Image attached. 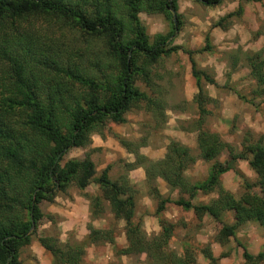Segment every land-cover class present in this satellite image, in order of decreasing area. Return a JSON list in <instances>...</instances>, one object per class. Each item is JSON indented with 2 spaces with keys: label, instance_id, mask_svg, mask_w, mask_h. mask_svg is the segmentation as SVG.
Listing matches in <instances>:
<instances>
[{
  "label": "trees",
  "instance_id": "obj_1",
  "mask_svg": "<svg viewBox=\"0 0 264 264\" xmlns=\"http://www.w3.org/2000/svg\"><path fill=\"white\" fill-rule=\"evenodd\" d=\"M194 1L205 7L221 2ZM141 11L167 17L170 31L154 35L149 42L137 17ZM240 11L239 7L213 26H220ZM179 18L176 0H0V264H19L17 250L28 245L35 232L40 216L37 205L41 201L51 203L68 186L84 190L90 183L97 185L99 193L85 196L88 220L99 218L106 205L112 220L123 221L125 246L121 255H144L150 264H192L194 260L187 250L177 255L168 249L173 231L170 223L158 219L159 232L146 237L141 219L134 217L137 191L128 181L127 172L137 166L143 168L144 184L156 202L155 215L169 202L158 195L156 177L171 190L190 197L197 190H214L216 199L206 205L192 206L180 198L171 203L183 210L191 208L197 220L205 214L217 222L213 238L221 246L234 237L239 225L247 221L264 224V132L256 138L245 134L240 151L233 153L217 134L202 129L201 107L207 102L203 83L213 84V80L195 67L191 51L183 52L197 89L192 98L198 109L194 121L195 155L170 141L163 159L150 162L137 152L143 144L131 148L130 141L115 137L117 144L133 156L132 163L122 165L124 172L116 180L108 179V166L95 179L89 157L59 166L69 149L89 146L90 136L98 135L107 122L124 123V114L139 102H145L153 116H164L158 100L134 86L140 77L142 84L151 89V68L161 57L180 50L168 40L178 31ZM42 24L68 27L78 33L83 39V65L79 60L67 61L58 46L46 44L38 30ZM206 42L204 37L205 47L200 52L205 51ZM261 56L262 51L242 53L254 80L255 96L261 95L264 88ZM222 152H226L229 161L250 156L248 166L255 173V182L243 183V192L236 198L218 184L219 175L231 168L229 161L217 162ZM197 159L209 163V175L202 184L187 185L183 172ZM253 185L263 191L261 196L251 193ZM224 212L231 214V224L222 223ZM86 230L83 240L72 244L50 237L36 240L51 255L52 264H81L86 247L113 240L109 228L96 229L87 224ZM200 254L208 264H217L208 247ZM241 258V264H264V253L252 256L245 248Z\"/></svg>",
  "mask_w": 264,
  "mask_h": 264
},
{
  "label": "crops",
  "instance_id": "obj_2",
  "mask_svg": "<svg viewBox=\"0 0 264 264\" xmlns=\"http://www.w3.org/2000/svg\"><path fill=\"white\" fill-rule=\"evenodd\" d=\"M196 7L198 12H196ZM191 9L187 18L192 22L191 26L184 28L182 34L186 33V38L182 45L186 50L194 51L203 46V35L207 33L210 46L213 47L212 53H205L203 56L197 55L192 60L200 69L205 67L212 69L213 84L203 83V90L207 98V102L201 107L204 111L207 123V129L211 133H215L227 144L231 150L241 149V140L243 136L249 133L252 138L264 132V88L261 95H253L254 80L249 76V69L244 64L241 53H254L262 51L264 58V0H221V2L213 7H205L198 5ZM241 9L240 13L226 18L220 23V26H213L219 19L228 14H233L237 8ZM183 76L182 87L179 101L173 107H167L164 115L170 116L162 124V128L157 131H151L145 142L137 150L138 154L143 156L150 162H158L163 159L165 147L170 141L179 143L189 149L195 155V128H186L183 122L189 118L191 111L192 117H197L198 109L195 103H192L193 96L197 93L195 81L190 74V65L187 60H183ZM122 139H132L129 130L120 129L117 131ZM155 134V135H154ZM264 145V140L262 142ZM88 150L101 149L107 163L113 162L117 156L123 159L126 157L125 163H132L133 156L110 137L100 138L99 135L91 137V144ZM109 148V149H108ZM87 150V149H85ZM250 156L246 155L242 159L230 160L226 152H222L217 157V162H230L231 168L218 177L219 186L230 193L233 197H237L241 190V182L246 181L252 185L255 182V173L249 168L248 161ZM92 161V160H91ZM93 162V161H92ZM209 175V163L200 159L183 172V177L187 185H195L198 179L206 180ZM128 181L137 189H141L144 182V170L137 166L127 172ZM154 185L158 195L163 199H168V203H164L163 209L154 214L156 202L148 196L145 191L135 200L134 217L139 218L141 215V229L146 237L154 236L159 232L158 219H165L173 226L170 242L182 244L189 240L198 244L215 245L213 237L217 222H214L209 216L203 215L200 219H195L190 209L183 210L179 206L173 205L171 202L177 199H187L190 205H206L210 201L216 199L217 195L214 190L206 193L197 190L193 196L187 193H179L176 189L171 190L160 178H154ZM88 186H86L87 188ZM96 187L89 189L90 193H94ZM86 192V191H85ZM141 192V191H140ZM263 191L257 185L251 186V193L261 196ZM71 205L78 207L76 218L83 217V238L87 234L86 225L89 223L88 203L83 199L81 201L75 199ZM75 210V209H74ZM73 212V209H70ZM64 211L53 206L49 209L50 214L61 215ZM72 214V213H71ZM229 212H224L222 219L230 218ZM110 218V214H107ZM65 219H70L69 215H63ZM231 221L229 219L228 223ZM91 226L96 229H105L108 222L105 218H99L90 222ZM117 234L114 236L115 243L123 248L125 246V238L122 231L123 221L118 220ZM61 224V223H60ZM239 229V234H234V239L245 245V250L249 255H256L264 246V228L255 222H245ZM240 236V237H239ZM82 238V236H81ZM242 239V241L240 240ZM94 248V247H93ZM92 247L87 250L90 253V260L94 263L100 260V254ZM264 251V248H263ZM213 258H218L216 252L211 250ZM107 253V252H106ZM179 255V254H177ZM241 256V255H240ZM195 264H207L200 253L193 255ZM229 261L217 260V264H232ZM241 259V257H240ZM242 260V259H241ZM19 264H50L51 256L43 250L37 243L32 242L27 250L18 256ZM239 263L236 262V264ZM93 264V263H92Z\"/></svg>",
  "mask_w": 264,
  "mask_h": 264
},
{
  "label": "rangeland",
  "instance_id": "obj_3",
  "mask_svg": "<svg viewBox=\"0 0 264 264\" xmlns=\"http://www.w3.org/2000/svg\"><path fill=\"white\" fill-rule=\"evenodd\" d=\"M116 1L120 2L121 0H116ZM198 5H201V4H199L198 2L194 0H176L177 13L180 16L179 26H178V31H176L173 34V36H170L168 40L171 41L172 46L180 47V50L174 53H170L166 57H161L158 60V62L151 68L150 79L153 85L151 89L146 88L142 84V82L140 81V77H137L135 81L134 87L136 90L145 93L146 95H148L149 98L153 97L154 99L158 100V102L161 105L163 115H164L165 108L169 106L173 107L175 103L179 101L178 99H180V93H181V87H182V76H183V64L182 63H183V60L187 62L188 59H187V55L185 54V52L189 51V50H186L182 46L184 45L183 40L186 38L185 36L186 33L182 34V32L184 28L191 26L192 24V22L188 20L189 18H187L188 15L186 14H189L191 9H193L194 7ZM195 11L198 12L197 7ZM137 17H138L140 25L142 26L144 30V33L148 37L149 42L152 40V37L154 35L156 34L165 35L166 33L170 31V25H171L170 21L164 15L147 14L141 11L137 14ZM38 30L41 32L43 36L42 39L46 42V44L53 46V47L55 46L59 47V51L61 52V56L63 58H66L67 61L69 62H74V61L79 60L81 65H83V39H80L78 37V33L70 31L68 27L63 28L57 25H52V24H49V25L42 24L40 27H38ZM204 37L207 38V42H206L207 46L206 48H204L205 51L200 52L199 50L205 47ZM211 49H213V47L210 46L209 38L207 36V33H205L203 35V46L197 50L191 51L192 53L190 57L195 58L197 57V55L203 56L205 53H212L213 50ZM238 55L242 56V53L239 52ZM195 67L203 71L204 74L207 75L208 77L212 76V69L207 68V67L203 69H200L197 66ZM188 112H189V118L187 121L183 122V126L186 128H195L194 121L196 120L197 117H192L190 110H188ZM167 118H170V116H166V117L165 115L163 117L159 115L153 116V113L150 111L148 106H146L145 102H139L136 108L131 109L127 113L124 114V123L115 124L112 122H107L104 125V127L100 130L98 135L100 136V138H104L105 136H108L117 143L115 137L121 138L120 135L117 133V131H120V129L122 128L125 130L128 129L131 137L133 136L132 134H134L133 138L132 139L129 138L128 141L132 143L131 148H136L137 145L144 144L145 139L150 135L151 131H157L158 129H161L163 120L165 121ZM202 120L205 121L206 117L203 116ZM207 128H208L207 123L204 122L202 129L208 130ZM93 135H97V134H92L90 136V144H91V137ZM88 149H89L88 146L84 148L80 147V148L69 149L62 157L59 163V166L60 167L63 166L69 160L81 161L83 160V158L89 157L93 161V164H94L95 179L100 177L101 172L106 166H108L106 175L110 181L116 180L118 176L124 172V170L122 169V165L125 164V159H126L125 156H124L125 159H123L121 156H117L113 162L107 163L103 166L105 158H104V154L101 152V149H97V150L95 149L94 152L92 153H89ZM237 152H238L237 149H234L233 153H237ZM196 181L197 182L195 183V185L196 184L198 185V184H202L205 180L198 179ZM243 183H247L248 185H250L249 182L242 181L240 193L243 192ZM93 186L96 187V190L93 191L94 193H90L89 189L93 188ZM140 188L141 189L139 188L137 189L135 187L137 191L135 200H137L140 194H143L144 191L149 196L147 187L145 186L144 182H143V186ZM98 193H99L98 187L95 183H90L88 187L85 188L84 190H77L71 185V186H68L63 193H57L51 203L41 201L37 205L40 216L36 222L35 232L31 236L28 245L21 246L18 248L17 250L18 256L24 253L33 241L37 242L36 239L38 237L55 238L58 240L59 243L68 242L70 244L74 242H80L81 240H83V217L81 218L77 217V219L79 220L77 221L74 220L76 218V211H78L79 208L71 205V202L77 199L78 201H81V203L83 204V199L86 200L85 196H93ZM203 193H206V192H203ZM53 206L60 208L64 212L61 215L50 214L49 209ZM70 209H73V212H71ZM104 211L105 212L99 218H105V221L108 222L107 228H109L113 232V238H114V236L117 234L116 225L118 224L117 223L118 221L112 220V218H110L107 215L108 213H107L106 205H104ZM66 214L69 215L70 219H67V218L65 219L63 215H66ZM228 215L231 221L228 223L229 221L228 218L226 219L221 218V221L223 224L232 223L231 214L229 213ZM141 218L142 216L140 215L139 219ZM159 219L167 222L165 219H161V218ZM94 220L90 222H93ZM90 222L87 224L91 225ZM241 225H239L236 228L235 233L238 232L239 234L238 230L242 228ZM260 226L264 228V224ZM217 229H218V224L215 228V231H217ZM234 238L235 237L233 238L229 237L227 242L225 244H222V246L217 243H215V245H211V243L202 244V245L198 243H194L191 240V237H189V240L187 242H184L182 244L170 242V239H169L167 246L169 250H172L176 254H179V255H181V251L187 250L188 254H190L192 258H193V255L195 256V254L200 253V251L204 247H208L210 251L214 250L216 252L218 258L222 259L223 263L224 261H229L227 258L228 256L230 257V260L232 259V262H231L232 264H236L238 260H239L238 264H241L242 258L240 259L241 257L240 255L242 252V248H245V245L242 242L240 243L236 241ZM240 240L242 241V239ZM91 247L92 248L94 247L93 249L96 250L98 254H100L101 259L97 260L96 263L90 260L89 258L90 253L87 252V250ZM263 248L264 246L261 247L262 250L259 251L258 253H264ZM121 249L122 248H120L115 243L114 239L112 240L111 243H101V244H96L94 246H88L84 250V256L82 258L81 264H92V263L93 264H150L149 260H146L144 255H139V256L121 255L120 254ZM218 258H215L216 263H217ZM193 260L194 261L192 262V264H195V259L193 258ZM204 261L208 264L205 258H204ZM50 264H52V258H51Z\"/></svg>",
  "mask_w": 264,
  "mask_h": 264
}]
</instances>
